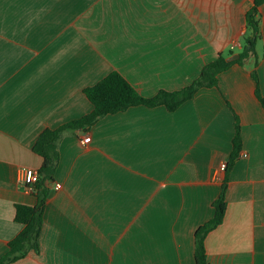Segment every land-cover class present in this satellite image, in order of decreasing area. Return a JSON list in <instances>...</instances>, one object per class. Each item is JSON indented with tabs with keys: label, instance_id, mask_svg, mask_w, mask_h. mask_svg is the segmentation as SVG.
Returning <instances> with one entry per match:
<instances>
[{
	"label": "crops",
	"instance_id": "0c3cea01",
	"mask_svg": "<svg viewBox=\"0 0 264 264\" xmlns=\"http://www.w3.org/2000/svg\"><path fill=\"white\" fill-rule=\"evenodd\" d=\"M252 5L0 0V257L22 228L15 205H36L19 172L41 168L31 150L40 132L90 113L83 89L110 72L151 98L192 83L219 55L236 58ZM256 20L243 64L174 112L134 106L65 131L45 184L39 250L8 264H195L194 233L213 216L223 177L215 171L231 154L235 121L244 157L229 171L224 218L205 254L208 264H264V106L251 76L264 97V3Z\"/></svg>",
	"mask_w": 264,
	"mask_h": 264
},
{
	"label": "trees",
	"instance_id": "16d2710c",
	"mask_svg": "<svg viewBox=\"0 0 264 264\" xmlns=\"http://www.w3.org/2000/svg\"><path fill=\"white\" fill-rule=\"evenodd\" d=\"M264 0H253V5L246 14L245 22L248 31L245 44L236 58L227 59L219 55L216 61L205 64L200 75L192 83L183 88L168 92L159 90L153 97L141 96L121 74L116 71L110 72L101 81L83 89V94L92 105L90 113L80 119L71 120L55 129H43L31 149L32 152L42 159V166L37 171L38 181L36 188V205H15L14 221L21 224L22 228L15 238L8 242L6 254L0 257V264H8L26 257L30 252L37 253L39 250L38 239L42 227V217L45 208V197L48 194L46 182H53V174L58 162V142L65 131L80 130L92 126L100 118L134 106H145L154 108L163 106L167 112H174L183 103L193 98L200 88H211L218 86V75L226 71L231 65H242L253 52V42L258 37V22L256 16L258 7ZM249 43V48H246ZM232 55V53H231ZM256 87L254 94L259 103L264 106V97L259 92L258 77L253 70L251 73ZM240 126L235 121V132L232 138V151L226 163V169L220 183V190L216 200L212 202L213 216L210 220L201 224L194 233V261L195 264H208L205 254V237L222 223L226 208V190L229 171L237 159L241 149Z\"/></svg>",
	"mask_w": 264,
	"mask_h": 264
},
{
	"label": "built area",
	"instance_id": "2783aa9c",
	"mask_svg": "<svg viewBox=\"0 0 264 264\" xmlns=\"http://www.w3.org/2000/svg\"><path fill=\"white\" fill-rule=\"evenodd\" d=\"M237 45V44H235ZM234 47V45H231V49ZM90 137L86 136L84 139H82L81 143L85 144L87 142H89ZM244 157V155H239ZM226 169V163H221L217 170L215 171V176L219 177L220 175H222L224 173ZM38 172L37 170L34 169H28L27 168H22L19 172V181L20 183L23 185V187L25 188V190H27L28 193L30 194H35L36 193V188L35 185L38 181ZM54 190H58L59 189V185L56 184L54 185Z\"/></svg>",
	"mask_w": 264,
	"mask_h": 264
},
{
	"label": "water",
	"instance_id": "95a60500",
	"mask_svg": "<svg viewBox=\"0 0 264 264\" xmlns=\"http://www.w3.org/2000/svg\"><path fill=\"white\" fill-rule=\"evenodd\" d=\"M250 46H249V43H247V46H246V48H249ZM234 57H237V55L236 56H234Z\"/></svg>",
	"mask_w": 264,
	"mask_h": 264
}]
</instances>
